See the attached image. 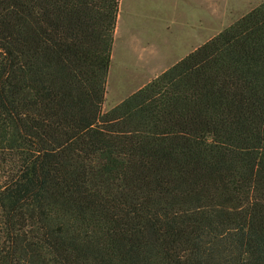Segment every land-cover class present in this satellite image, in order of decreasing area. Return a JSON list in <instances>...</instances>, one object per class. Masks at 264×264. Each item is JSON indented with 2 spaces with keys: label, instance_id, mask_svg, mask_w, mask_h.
<instances>
[{
  "label": "trees",
  "instance_id": "obj_1",
  "mask_svg": "<svg viewBox=\"0 0 264 264\" xmlns=\"http://www.w3.org/2000/svg\"><path fill=\"white\" fill-rule=\"evenodd\" d=\"M121 0H0V264H264V1L103 110Z\"/></svg>",
  "mask_w": 264,
  "mask_h": 264
},
{
  "label": "rangeland",
  "instance_id": "obj_2",
  "mask_svg": "<svg viewBox=\"0 0 264 264\" xmlns=\"http://www.w3.org/2000/svg\"><path fill=\"white\" fill-rule=\"evenodd\" d=\"M264 0H121L108 110Z\"/></svg>",
  "mask_w": 264,
  "mask_h": 264
}]
</instances>
